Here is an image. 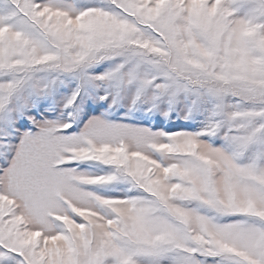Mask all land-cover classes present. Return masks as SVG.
<instances>
[{"label": "snow or ice", "instance_id": "6c2138e0", "mask_svg": "<svg viewBox=\"0 0 264 264\" xmlns=\"http://www.w3.org/2000/svg\"><path fill=\"white\" fill-rule=\"evenodd\" d=\"M0 264H264V0H0Z\"/></svg>", "mask_w": 264, "mask_h": 264}]
</instances>
